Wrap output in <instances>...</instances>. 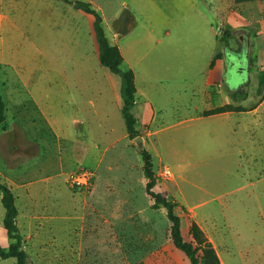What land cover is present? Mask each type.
<instances>
[{
  "label": "rangeland",
  "instance_id": "rangeland-1",
  "mask_svg": "<svg viewBox=\"0 0 264 264\" xmlns=\"http://www.w3.org/2000/svg\"><path fill=\"white\" fill-rule=\"evenodd\" d=\"M75 1L89 2L0 0V181L8 185L27 175L23 188L18 183L12 191L30 264H190L172 243L166 210L146 191L144 152L152 160L154 190L179 203L175 213L187 241L210 244L219 264H264V73H256L253 38L240 31L252 17H264V0H196L185 20L172 16L176 32L158 48L153 39L161 34L146 31L152 8L129 2L137 21L123 44L125 57L155 114L141 123L136 103L133 137L110 100L91 16ZM91 1L106 19L116 9V0ZM161 8L176 12L170 0ZM199 13L216 35L219 28L231 32L222 76L243 78L247 97L253 77H261L258 95L230 118L198 119L202 71L216 44L208 42ZM74 100L82 105L81 118L93 124L89 132L71 125ZM79 165L93 172L85 189L70 182ZM164 169L171 174L164 176ZM3 216L0 193V245L7 249Z\"/></svg>",
  "mask_w": 264,
  "mask_h": 264
},
{
  "label": "crops",
  "instance_id": "crops-1",
  "mask_svg": "<svg viewBox=\"0 0 264 264\" xmlns=\"http://www.w3.org/2000/svg\"><path fill=\"white\" fill-rule=\"evenodd\" d=\"M88 1L89 2L87 3L93 4L94 8L100 12L102 19H103L104 31L108 38L109 43L112 45H116L119 48L123 56V63H122L123 68L125 69L130 68L133 70L134 75H135V82H136L135 68L132 65V63H127V60L125 57V50H124L126 45L123 46L126 40H128L129 34L133 32L131 29L132 27H135L134 23L137 21L136 16H135L136 12L132 10V6L129 3L131 0H116V9L111 13L109 19H106L105 11L100 5H95V3L91 0H88ZM141 1H143L142 4H144L145 2V4L151 7L153 11V13L145 16L146 23H147L146 25L148 27V29H146L147 34L149 36L153 35V33L161 34L157 36L155 39H153L155 48L161 47L163 45L162 43L164 39L173 38L172 36H174L176 32L173 30V27L171 25L173 15H178L180 16L181 19L185 20L187 17V14L191 13V11L196 8V0H170L171 4L175 7L174 11L176 12L167 13V11H164V9L161 8V3L162 1H168V0H141ZM137 9H139V7H137ZM139 13L140 15H144L143 14L144 12L141 10L139 11ZM87 15L91 16V19L89 20V22H90V25L93 31V26H92L93 16L90 14H87ZM202 17L203 18L205 17L204 18L205 25L208 27L207 33L210 36L208 39V42L211 40L214 44L216 43L215 48L212 49V51L209 52V54L207 55V60L204 63L206 67L202 71L204 78L202 80L201 89H200V86L198 87V89H200V92L198 94L201 95L204 101V107L202 108V112H203L205 110H210L216 107L223 106L225 104L233 103L231 97L228 94V91L229 90H232V91L241 90V87L245 84V81L244 83H238V81H227V77L222 76L221 70L223 68V63L226 61L225 55L221 59L215 60L213 67L209 68V64H210L212 57L221 50V44L216 39V33L214 31L213 26L210 23L209 17L207 15L206 16L202 15ZM243 24L239 23V25H243ZM245 25L247 29L240 28V26H235L234 28L236 29L240 28L241 29L240 31L245 36L250 35L249 37L253 38V47H254L253 63H254L255 68H257L256 73L260 75L264 73V18L261 17L260 15H257L255 17H252V19H250L248 22H246ZM157 28H161V29L164 28V29L160 30ZM93 35H94V32H93ZM136 36L137 35L133 36L131 40H137V39H134ZM217 44L220 45V49L216 48ZM95 52L98 58L97 43L95 47ZM187 65L184 64L183 65L184 68L185 67L190 68V66L189 65L187 66ZM102 67H103L102 68L103 75L107 83V88L111 93L110 100L113 101L115 103L116 108L119 111H121L123 102L120 97V77L117 74L112 73L108 68L104 66ZM260 78L261 77H253V80L251 81L250 96L247 97L246 95V98L240 102L239 104L240 106L246 108V103L248 101H251V98L258 95V85L260 82ZM238 84H242L240 89H236V86ZM136 86H137V83H136ZM136 90H137L136 94L138 98V102L136 103L139 105L141 104L142 110H143L142 115L139 117V120L141 123L143 122L144 124L145 120L147 119L149 120L152 117L154 118L155 114L152 108V104L147 99H145L144 95H142L138 87H136ZM32 100L35 101L34 99ZM35 103L36 102H34V104ZM87 105L90 108H94V111L97 106L95 101L91 99L87 102ZM34 106L36 107L39 105H37L36 103ZM135 106L133 107V109L135 108ZM73 107H75L77 111H76V115L72 119V124H71L72 127H74L75 131H77V127L85 126L87 128L86 130L89 132L90 130L88 127H91L93 124L91 123V121L81 118L82 115L80 114V111H81L80 109L82 105L78 104L77 101L74 100ZM94 113H97V111H95ZM40 114L45 116L44 112ZM235 114H237V112H224V113H218V114H213L209 116L202 115V117H199L198 119H209V118L224 119L226 117L227 118L233 117ZM108 115L109 114L107 113L106 117H108ZM12 121L14 123V120ZM21 124L23 125V122H21L19 126ZM13 126L11 124V128H13ZM27 180H28L27 175L24 176L21 174L18 176V178L15 181H8V185L11 187L12 190L15 191L16 188L19 186L18 183H20V186L23 188V183H25Z\"/></svg>",
  "mask_w": 264,
  "mask_h": 264
},
{
  "label": "trees",
  "instance_id": "trees-1",
  "mask_svg": "<svg viewBox=\"0 0 264 264\" xmlns=\"http://www.w3.org/2000/svg\"><path fill=\"white\" fill-rule=\"evenodd\" d=\"M75 8L93 16V32L98 49L99 63L108 68L112 73L120 77V97L123 102L121 109L122 117L129 136L137 135V119L133 116L131 110L136 105V85L135 75L132 69L123 68V56L116 45L109 43L103 27V19L101 14L92 7L90 3L83 1H76ZM264 18V17H263ZM231 32L227 29H221L216 35L219 37L221 50L216 53L209 64L212 68L215 60L221 59L224 55L231 54V48L228 44V39ZM228 78V77H227ZM233 103L225 104L214 109L203 111L204 116H209L224 112H241L245 108L240 106V102L246 98V94L242 90L228 91ZM5 120V103L0 95V124ZM144 170L148 178L146 184V191L154 200L155 207H163L166 210V215L171 222L170 238L173 245L182 251L188 258L190 264H219L214 250L210 244L206 243L204 246H195L187 241L181 233L180 217L175 213V209L179 207L176 201L166 199L160 192H156L154 187L156 185V178L154 175L152 160L148 153H143ZM1 204L4 209L3 227L6 231L7 238L11 240L7 249L0 245V259L14 258V264H30L27 252L23 249V236L17 226L18 209L15 203V195L9 185L0 181ZM201 252V254H199Z\"/></svg>",
  "mask_w": 264,
  "mask_h": 264
},
{
  "label": "built area",
  "instance_id": "built-area-1",
  "mask_svg": "<svg viewBox=\"0 0 264 264\" xmlns=\"http://www.w3.org/2000/svg\"><path fill=\"white\" fill-rule=\"evenodd\" d=\"M171 174L169 169L163 170L164 176ZM71 185L78 189H85L92 185L93 172L84 166H77L69 176Z\"/></svg>",
  "mask_w": 264,
  "mask_h": 264
},
{
  "label": "water",
  "instance_id": "water-1",
  "mask_svg": "<svg viewBox=\"0 0 264 264\" xmlns=\"http://www.w3.org/2000/svg\"><path fill=\"white\" fill-rule=\"evenodd\" d=\"M220 30H221V28H219L218 32H220ZM242 80H243V79H241L240 81H242ZM227 81H237V80H236V76H232V75H230V76L227 78ZM240 81H238V82H240ZM242 83H244V82H242ZM241 85H242V84H239V85L237 86L236 89H240Z\"/></svg>",
  "mask_w": 264,
  "mask_h": 264
},
{
  "label": "flooded vegetation",
  "instance_id": "flooded-vegetation-1",
  "mask_svg": "<svg viewBox=\"0 0 264 264\" xmlns=\"http://www.w3.org/2000/svg\"><path fill=\"white\" fill-rule=\"evenodd\" d=\"M231 55H232V54H229V55H228V59L231 58ZM241 79H243V78H241ZM238 83H241V82H238Z\"/></svg>",
  "mask_w": 264,
  "mask_h": 264
}]
</instances>
